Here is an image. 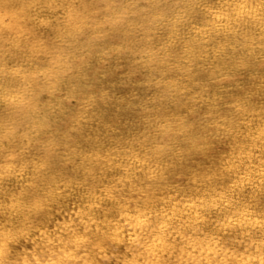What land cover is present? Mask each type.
<instances>
[{
  "label": "bare ground",
  "instance_id": "obj_1",
  "mask_svg": "<svg viewBox=\"0 0 264 264\" xmlns=\"http://www.w3.org/2000/svg\"><path fill=\"white\" fill-rule=\"evenodd\" d=\"M0 264H264V0H0Z\"/></svg>",
  "mask_w": 264,
  "mask_h": 264
},
{
  "label": "rangeland",
  "instance_id": "obj_2",
  "mask_svg": "<svg viewBox=\"0 0 264 264\" xmlns=\"http://www.w3.org/2000/svg\"><path fill=\"white\" fill-rule=\"evenodd\" d=\"M136 85H138V84H136ZM218 145H219V146H218ZM213 146H214L215 149H216V148H219V147H220V144H219V142H214V143H213Z\"/></svg>",
  "mask_w": 264,
  "mask_h": 264
}]
</instances>
